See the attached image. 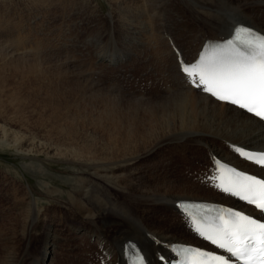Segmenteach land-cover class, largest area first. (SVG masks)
Returning a JSON list of instances; mask_svg holds the SVG:
<instances>
[{
	"label": "bare ground",
	"instance_id": "1",
	"mask_svg": "<svg viewBox=\"0 0 264 264\" xmlns=\"http://www.w3.org/2000/svg\"><path fill=\"white\" fill-rule=\"evenodd\" d=\"M32 1H35L37 5L45 4L49 12L56 10L58 0H27L28 3ZM83 1L88 4V0ZM156 1L108 0V3L111 7L109 18L112 20L109 26L114 30L117 29L119 34L117 40L124 41L122 45H125L128 55L130 51L135 52L137 47L144 44L147 50H151L149 56L154 62L152 64L164 72L167 87L165 92L161 89L159 93L161 98L157 99V112L151 108L140 111L138 107V109L133 107V111H126L120 107L116 101L118 96L112 94L108 86L101 87L99 83L93 82L94 74L98 72L65 70L69 68L63 64L65 62L61 64L56 62L57 65L48 70L46 68L48 64L45 67L41 61L31 62L29 59L25 62L22 61L23 59L21 61L17 58L13 59L14 57L13 60H7L5 55V57L0 55V116L6 115L10 125L20 123L21 126L26 127V130L30 127L25 111L29 108L28 101L26 102L28 97H23L19 93L21 86L25 83L28 87L35 85L40 89L55 87L65 97L72 95L71 105L77 108L78 117H81L80 111L82 107H85L83 103L87 104L91 110L89 125H92L89 134L91 141L82 142L79 146L71 145V147H77L80 152L77 149L76 151L61 149L59 147L61 144L49 143L51 140L46 141L48 145L42 151L40 145H36L34 140H28L22 134H15L16 132L13 134L11 129L2 125H0V136L6 137L5 140L13 142V145L21 150H32L35 153L42 151L56 156L81 157L84 161L82 164L90 167L93 170L92 173L97 176H105L109 174L107 171L117 166L123 169L120 184L123 199L119 201L120 203L110 198L101 199V192L94 195L96 206L104 210L103 218L98 216V219L96 210L94 211L92 207L93 203L86 201L87 194L94 192L95 188L89 185L93 191L88 190L85 175H79L76 184L70 190L71 202L75 203L78 215L74 233L85 242V250L87 249L85 259L89 261L88 264H132L129 256L132 252L130 242L139 245L145 264H167L169 259L173 258L170 249L172 243L206 246L205 241L196 234L192 219L179 207V200L206 199L241 204L220 185L218 179L220 172L217 170L219 160L243 167L264 177V166H257L237 154V145L264 149V121L231 103L219 101L205 93L195 86L199 83L198 75L188 76L181 70L182 66L190 67L192 62H198L202 55L209 56L213 52H220L221 48L217 47V43H225L237 24L253 27L264 34V0H249V2L236 0L234 5L230 0H183L187 10L193 15H198V29L188 24L185 29L183 26H176L181 21L179 19L174 20L173 23L160 22V15L156 14L155 9L159 12L166 5L173 4V0H160V3ZM81 9H75L78 18L84 13ZM230 18L232 20L229 22ZM168 29L177 30L179 35L172 39V33L169 35ZM194 31L199 33L197 36L200 41L197 36L194 37ZM208 32L211 34H207ZM135 37L143 44L136 43L138 42L136 40L133 45L130 39L134 40ZM17 49L20 50V48ZM28 51L23 53L26 54ZM14 52L13 50L12 53ZM21 56L24 57L22 54ZM97 57L101 58L99 65L103 64L107 67L109 63H113V68L118 70L124 67L121 62L123 57L118 58L117 54L105 55L101 51L97 53ZM7 58L9 59V56ZM48 71L51 77L46 76ZM16 76L25 77L27 80L22 85H18ZM115 78V84H117V80L126 78V75L123 71H115L112 79ZM46 99L44 97L43 101ZM55 101L56 104L52 108L54 120L66 119H59L63 106L59 104L61 100ZM64 105L67 107L66 103ZM143 112H145L144 116H142ZM73 130H78L77 125L74 124ZM74 137L70 139L75 140ZM158 149L162 151V155L157 153ZM166 149L168 152H163ZM188 150L195 155L194 159L190 160L194 162L191 173L189 169L187 173L174 174L170 167L171 162L175 158L178 162L185 161L187 155L185 153ZM133 164L136 166L133 167ZM38 166L40 171H43L42 166ZM133 170H136L134 173L138 175L136 182L132 181L129 175V172ZM46 186L47 182L44 184V187ZM47 190L49 194L56 191L49 187ZM108 192L110 193L107 189L105 197ZM24 203L27 204L25 198L21 202L22 206ZM244 206L252 209L250 205L244 204ZM156 209H163L167 213L172 212L179 217V220L166 218L167 221L163 223L160 218L152 216L151 213ZM35 212L38 213V210ZM85 218L88 220L85 221ZM101 219H108L111 223L102 229L99 223ZM86 222L87 225H85ZM95 225L97 229L98 227L100 229L95 230ZM58 236V229L49 227L44 239L45 243H43V252L38 259H35L34 264L53 262L47 261V254L51 253V249L55 247ZM51 245L53 247L50 249ZM12 253L4 254L0 264H12L16 260L14 257L18 255L16 253V256L11 255ZM6 255H9L11 259L6 258Z\"/></svg>",
	"mask_w": 264,
	"mask_h": 264
},
{
	"label": "rangeland",
	"instance_id": "2",
	"mask_svg": "<svg viewBox=\"0 0 264 264\" xmlns=\"http://www.w3.org/2000/svg\"><path fill=\"white\" fill-rule=\"evenodd\" d=\"M246 1L249 2V0ZM160 2V0L156 1V3ZM230 2L234 5L236 0H230ZM172 3L166 5L159 12L155 9L156 14L160 15L159 21L162 23H173L174 20L179 19L181 21L176 26H183V29H185L187 28L186 24H188L193 28L196 26V29H198V15H193L188 11L183 4V0H173ZM56 5V10L47 12L48 6L40 3L37 5L35 1L28 3L27 0H0V49L3 48L0 55H5L6 57H4L7 60L17 58L20 59L19 61L23 59L22 61L25 62H28L29 59L31 62L41 61V64L45 67L48 64L49 67H46L48 70L52 66H56L57 63L65 62L63 64L69 66L68 69L64 67L65 70H79L78 72L85 73L89 70L98 72L100 75L98 73L94 74L93 82L99 83L98 85L101 87L108 86L112 94L118 96L116 101H118L120 107L126 111H133V107L139 108L140 111L151 108L157 112V99L161 98L159 93H161V89L165 92L167 87L165 86L167 82L163 75L164 72L153 65L154 62L149 56L151 50H147L146 45L142 41L139 42L137 37L134 40L130 39L133 45H135L136 40L138 41L136 43H142L143 45L136 48L137 52L134 48L135 52L130 51L128 55L125 45H122L124 41L117 40L119 39L117 29L114 30L109 26L112 20L109 18L111 7L108 0H88V4L83 0H58ZM61 6L64 7L62 8ZM76 8H82L81 10L84 12L82 17L78 18V15L75 14ZM230 20L232 18L228 19L229 22ZM169 31L168 29L169 35L172 33V39L179 35L176 32L177 30ZM193 34L195 37L199 33L194 31ZM207 34L211 33L208 32ZM99 35L100 37H98ZM96 39L98 40L96 41ZM198 39L200 41V38ZM21 41L24 42L22 43ZM13 47L15 48L13 49ZM16 47L20 48V50ZM13 50L16 53H12ZM25 51H28V53H23ZM101 51L105 55L117 54L118 58L123 57V60H121L124 64L123 69L113 68V63H109L110 65L108 64L109 66L107 65V67L103 64L99 65L101 58H96V56ZM5 53L13 55H6ZM8 56L9 59L7 58ZM145 57L147 58L144 60ZM15 61L17 62V60ZM93 64L97 68L93 67ZM114 70L116 72L123 71L126 75V78L117 80L118 85L115 84L116 78L112 79L115 73ZM89 75L92 76L91 74ZM46 76L51 77L49 71ZM25 80H27L25 77L16 76L18 85H22ZM21 88L20 95L28 97L26 102L28 101L27 106L29 108H26L25 111L27 123L30 127H27L28 129L26 130V127L21 126L22 124L20 123L10 125L6 115L0 116V125L11 129L13 134L16 132L15 134L26 136L28 140H34L37 143L36 145H40L42 151L48 145L47 140H51L49 143L54 145L61 144L59 146L61 149L69 151H76L77 149V147H71V145L79 146L82 142L91 141L89 136L91 133L90 128H92V125H89L91 110H89L87 104L83 103L85 107H82L83 109L80 111L81 117H78L76 114L77 108L71 105L72 95L65 97L55 87L40 89L35 85L28 87L26 83ZM44 97L47 98L45 101H43ZM49 100L52 101L49 102ZM55 100H61L59 104L63 106L61 109L62 115L59 119H66L54 120L55 115L52 108L56 104ZM65 103L67 107L64 105ZM158 111H160L159 108ZM144 114L145 112H143L142 116ZM138 117L140 116L138 115ZM74 124L77 125L78 130L76 131L73 130ZM71 130L73 131L71 132ZM73 137L75 140L70 139ZM0 138V260L7 252L12 253L14 251L11 255L16 253L19 258L15 255L14 259L16 260L12 264H34L35 259H38L43 252L46 233L49 227H52L58 229L59 238L56 240L58 244H54L55 247L53 245L50 246V249L53 248L51 253L47 254V261L54 262H51V264H88L89 261L85 259L87 254L85 242L82 238L80 239L78 234L75 235L76 233H74V226L78 223V215L75 203L71 202L70 190L76 184L77 177L85 175L88 187L91 185L93 189L95 188L94 192H92L93 189H90L92 188L91 186L88 188L94 194L88 193V197H85L86 201H91L97 217L103 218L105 215L104 210L101 209L103 210L101 212L99 206H96L95 203L97 202L94 195L101 192V199L110 198V200L120 203L123 199V192L120 188L123 169L117 166V168L107 171L109 174L102 177L97 176L92 173L93 170L90 167L82 164L84 162L82 161L83 158H78L76 155L56 156L42 151H36L35 153L32 150H21L15 147L13 142L5 140L6 137L0 136ZM77 150L79 151V149ZM163 152L167 153L168 149ZM157 153L162 155L160 149L157 150ZM28 154L33 156L30 157ZM185 155V161L178 162L175 158L171 162L170 167L174 174L187 173L189 169V173H191V167L194 162L190 160H193L195 155L190 150L186 151ZM38 165L42 166L43 171H40ZM132 166L135 167L136 164ZM132 172H129V175L132 181L136 182L138 180V175L134 173L136 170ZM106 177L108 178L106 179ZM89 179L91 180L89 181ZM46 182L47 186L44 187ZM47 187L57 192L54 191L53 194H49ZM112 188L113 190H111ZM107 189L110 193L108 192L107 197H105ZM23 198L27 201L24 206L21 204ZM37 210L38 213L35 212ZM151 214L155 218H160L163 223L167 221L166 218L179 220L177 215L172 212L167 213L163 209H156ZM86 220L88 219L85 218ZM99 223L100 227L104 229L111 221L101 219ZM85 225H87V222ZM94 228L95 230L100 229L99 227L97 229L96 225ZM184 241L187 242V240ZM7 257L9 255H6Z\"/></svg>",
	"mask_w": 264,
	"mask_h": 264
},
{
	"label": "snow or ice",
	"instance_id": "3",
	"mask_svg": "<svg viewBox=\"0 0 264 264\" xmlns=\"http://www.w3.org/2000/svg\"><path fill=\"white\" fill-rule=\"evenodd\" d=\"M250 35H254L249 30ZM243 45V47H241ZM181 70L188 76L198 75L196 87L221 101H229L234 105L247 109L258 117L264 118V34L256 39H247L237 43L232 52H213L209 56H201L198 62H192L190 67ZM242 156L254 159L247 151H241ZM259 163L264 164V153ZM236 180H230L225 192L240 197L251 205H255L264 213V179L236 174ZM230 219L221 214L220 225L214 234L207 239L230 254L222 259V264H229L233 258L253 264L259 259L264 264V216L256 219L239 211L230 210ZM144 257L139 258L143 264Z\"/></svg>",
	"mask_w": 264,
	"mask_h": 264
}]
</instances>
